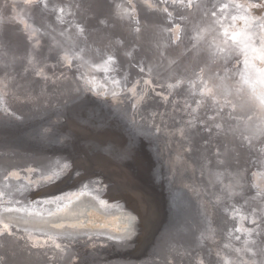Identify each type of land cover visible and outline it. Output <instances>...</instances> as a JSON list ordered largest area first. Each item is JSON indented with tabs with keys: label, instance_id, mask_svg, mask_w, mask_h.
<instances>
[{
	"label": "rangeland",
	"instance_id": "rangeland-1",
	"mask_svg": "<svg viewBox=\"0 0 264 264\" xmlns=\"http://www.w3.org/2000/svg\"><path fill=\"white\" fill-rule=\"evenodd\" d=\"M36 1L37 0H17L18 4L20 3V5H26V7H30V5L35 3ZM197 1L198 0H140L142 6H144L143 10L139 5V0H111L112 5L110 7L104 6L103 0H59L58 4L56 5L57 7L49 13L51 15L49 18L50 21H44L40 18H36L33 13L25 7L20 8V12L17 11L21 16L18 18V20H14L19 21V27H13L15 25V22L13 21V26L11 27L12 30L4 31L2 28L0 29V59H5L6 63H10L14 68V72H16L17 74H21L24 69H26V67L29 69H37L40 67L41 73L50 78V82L48 84H45L46 81H42L43 86L41 85L40 87L41 93L36 92L37 88H33L32 92L29 94L26 93L27 97L33 100L36 94L40 95L39 100H35L36 102H34L33 105L35 112L20 114L14 111L8 105V103L3 104L2 102H0V113L3 116L7 115L5 116V118L7 119L16 118L23 121V123H26L28 121V123L25 124V128H28L29 130L34 129L36 127V124L38 125L42 121L41 123L48 126V129H44L43 133L40 136V139H43L45 143H50H44L43 145L45 147L43 146L44 149L41 148V150L44 153L46 152L45 154L47 155H52L45 163L40 164H26L22 166H15L14 168H7L6 166L0 165V183L3 184H0V194L2 195V197H4V202L2 203L0 201L1 226L13 228V234L15 235L23 232L25 233L27 232L26 230H28L31 232L30 237H32L34 241L41 239L58 240L65 236H73V238L71 239L74 240L76 236H81L85 234V232H98L99 235H103L104 237L106 236V234H111L113 236V239H115L114 241L121 242L120 245L129 244V247L131 249L139 245L140 247H142V251L152 253L154 233L152 231L153 226L151 223H153L154 220L151 218L152 210L150 209V199L153 198V195L148 190V185L136 181L138 180L136 179L138 173L134 172L133 174H131V176H129V178L130 180H135L136 185H133L132 188L128 187L126 184L127 170L125 168H119V171H116V167L113 164L114 158L108 157L106 158V160L103 159V155L94 150L93 144L95 142L94 139L96 138H104L106 135L110 134L115 135L124 133V137L122 139L126 142L128 149H131V155H134V147L132 148L133 145L131 143L133 141L134 143H136L137 138H130L132 130H129L128 127L129 122L132 121L137 127L136 130H139L142 133V137H140L142 140H140L141 142L138 141V160H145L141 163L143 165H147L154 158L159 159L163 156L152 140L154 137L153 126H156V123L153 122L152 117L155 113L158 112V109L155 108L158 104H156L153 96H151L150 94L149 97L145 98L146 100L144 101V98H141V96L138 97L136 94L139 93V90H133V88L130 87L128 88V90L126 88V91L124 90L125 92H118L119 89H123V80L125 81V79H127L129 76L128 73L131 69L130 66H132L131 63H134L137 70L142 73L143 84H145L152 91L150 93H154L157 100H161L164 102L162 109L163 113L160 114L158 118H162L163 114L166 117L164 116L163 121L157 127L158 143L160 138H164V141H166L169 137H171L167 134H164V131L168 129L171 131H176L179 136H184L188 140L191 138V132L195 129H199L201 132L207 133L209 131V127L207 126V124H205L206 121L200 119L203 116H199V112L203 108L207 110L213 109L212 105L210 106L207 104L208 95L213 92L212 90L215 89V93L217 95L219 92L218 96L222 95L220 97L222 99L224 98L223 100L226 101V105L230 104L231 102H235L234 98L236 94L232 87L237 84L241 85L240 87L242 88V93H245L244 91H246V93L250 95L256 93L252 89H250L251 87L249 86L248 90H244V84L246 83L245 80L251 77L252 79L250 78L249 80L253 82V79L255 80L259 75L256 74V60H254L252 57L251 51L253 49L250 47L239 46L238 44L233 45L229 49L226 56L221 60V78L223 79L221 81H223L224 83V87L222 86L220 88L221 91L219 90V88L217 89L215 83L217 82L220 74L217 72V70L215 71L214 67L210 68L209 70L207 65L206 69H204L202 66H199L196 71L194 70L195 72H192L194 73L192 76L185 77L187 74L185 76L183 74L190 61L194 60L193 63L198 62V60L205 62V58L209 54L210 50L209 45L211 44L209 42L213 38V25L217 23L216 20L218 19V17H220V20L233 17L235 20V26L238 31L239 29H241L240 27L242 25L244 26L245 22H247V19L251 20L252 18H259V16L261 17L264 14V0H250V2L246 1L248 3V8L246 6V9L244 6L242 7L241 5H239L238 0H206L207 2L205 0H202L205 2H202L201 0H199L200 2ZM239 1L244 2L245 0ZM219 3L221 4V7L218 9L219 11L216 14L217 16H213L212 11H214V9L218 7ZM191 5H193V7ZM204 5L206 7L205 9ZM145 9L148 11L151 10V12H147L148 14L154 11L156 16L149 19L147 15H143V12L145 13ZM119 11L127 12V19L124 17L120 18L117 15ZM249 15L252 16V18H250ZM26 17L28 19H26ZM201 21L204 22V26L202 28L204 30L202 31H204L203 33L205 34H203V36L201 37V41L197 43V33L195 32V34L193 32L191 25L193 23H197V25H199ZM250 22L253 23L255 21L251 20ZM210 27L212 28V30L210 29ZM57 28L58 30H56ZM208 29H210L211 32H209ZM205 35H209V37L204 40ZM215 35V40L220 41V32H216ZM208 38L210 41L207 42L206 40H208ZM182 41L183 43H186V45H184ZM203 41H205L204 45ZM5 52L6 54H4ZM77 53H79L80 56ZM87 54H102L106 55V57L114 56L122 63V67H119L117 71H114V73L110 75L111 77L115 78V82L113 81L115 90L110 89V87L108 88L106 80L99 81L100 83L95 82L94 78L96 76V71H94L93 69H89L87 60H85L87 59ZM195 54H199V58ZM58 55L61 56L59 57ZM173 55L175 57H173ZM227 55H229V57ZM119 56L122 59H120ZM128 56L130 59L128 58ZM78 57L82 59H79ZM66 59L70 67L72 69H75V71L78 70L84 73V70H87L85 74L89 79V82L93 86H89L86 89V96L88 98V101H91L90 103H87L86 99L80 98L82 96L81 93L84 89V84L82 85L81 82L78 83L76 85V89H73L72 92H69L70 90L66 88L65 84V82L67 81V74L61 73L59 75H56V77H53L52 73H55L57 69L64 67L63 61ZM83 60L86 63L83 62ZM238 60H242L241 62H243V64ZM146 62H148V64ZM0 63L1 65H3L1 60ZM72 63L75 64L73 65ZM174 63L176 64L174 65ZM239 63L241 64V68L243 69L239 68ZM233 64L235 66H233ZM246 64L247 66H245ZM150 66L152 69L150 68ZM153 67H155V69ZM244 67L247 71L244 70ZM159 68L164 73H167H158V71H161ZM174 68L178 71H176L178 74L184 76V79H169L170 72ZM125 71H127V73ZM244 72L246 75L244 74ZM247 72H249L248 75ZM224 74H226V76ZM209 76H212V78H210ZM73 79V77L70 78L69 82H75ZM240 79H243V81H240ZM182 82L187 85L185 88ZM209 88H211V90H209ZM216 89L219 91L217 92ZM222 89L224 90V92ZM179 90H182L183 93H188V96L183 99L181 104L182 107L179 112L176 113L172 102L174 99V93ZM15 91V95H18L17 92L25 93L26 89L25 87H22V85H18ZM224 96L227 98H225ZM13 99H15V97L12 96L11 102L13 101ZM170 103L172 104V106ZM15 104L17 103L13 101V105ZM89 104L92 107L91 110L86 107ZM70 106H72L73 108ZM56 107L57 111L55 110ZM138 109H140L141 111H138ZM251 110L252 109L245 107H238L237 111H235V116L238 115L237 117L242 121L248 119L247 121L250 123V125L252 124V127H255L257 126V118L254 114H252ZM50 112L53 114H51ZM60 113L61 118H54L52 121V116L60 115ZM259 113L260 115L262 114V117L264 119V108L263 110H260ZM44 114L47 115L45 116ZM77 114L81 116L87 115V121H90V123L97 125L99 127V131L96 129V127L92 128L91 125L87 126L83 123L81 124L82 120L81 118L77 120ZM170 116H174L176 118L173 124L168 123L167 119ZM47 117L48 119L44 120ZM33 119L35 120L32 122ZM98 119L104 121V123L97 122L96 120ZM29 122L31 123L30 126ZM142 131H144V133ZM59 132H61V134H59ZM44 133L47 134V137L49 139H46L47 137H42ZM54 133L55 135L53 136ZM208 137L213 138L214 135ZM173 139H168L166 141L170 142L169 145H171V148H173V150L175 151V154L172 153L171 156L170 154H168L170 157L168 158V160L170 159V161L174 160L178 162L188 161L190 157L188 156V153L186 154L187 150L182 146H178L175 142L172 143ZM160 147L162 149L164 148V144H161V142ZM60 148L62 149L60 150ZM64 148L67 150H65ZM68 149H70V151H68ZM34 151L37 152L39 150L36 149L33 150V152ZM98 154L100 155V157L98 156ZM173 155L175 156L172 157ZM228 168L227 169L229 172H227V175L225 174L224 177L222 175L218 178V180H209L210 187H212L213 191H218L219 189L225 190V188L234 191L230 197L231 199H218L222 200L221 206L225 205L228 209V212L230 213V216H227L228 220L226 224H223L222 227L224 233L216 232V226L212 225V223L209 222L210 215L208 216V220L204 219L205 222L202 225L205 226L206 230L214 240L222 239L223 244L230 245L236 244L241 240L247 241L248 239H252L255 232L254 229H256V219L253 217L246 219L243 213L240 212L239 207L235 205L232 197L239 194L242 197H245L246 201L248 199V201H253L260 197L261 194H264V188L262 190V188L259 187V183L255 182L254 179V176L256 174H259V176L264 178V170L259 168L258 166L240 172L234 171L230 165L228 166ZM5 174L20 175L22 179L8 180V177ZM78 175L80 176V178H78ZM97 178H99L100 180ZM4 180L6 181V183ZM106 181L109 184L106 183ZM32 183L38 187L39 191L45 190L46 188L63 189L69 187L72 189H76L78 185L79 188H84L88 185H92L95 187L97 185L98 188H95L99 192H103L104 190L111 192L113 191L112 187L114 186V188H120L124 193L136 195V199L129 204V207L126 208L127 211L130 210L129 214L117 213L114 210L99 212L95 208V206H97V203L95 204V202L91 198L82 196L75 200L71 208L66 207L67 205L65 203L61 204L60 207H53L52 204H49L52 202H49V206H47L46 208L48 210V213L45 214L47 216L46 218L40 216H32L35 214L31 213L28 214L29 216L28 218H26V216L22 215L16 210H11V203L8 202L7 204L6 201L17 200V202H21L18 203L19 205L25 206L26 204L29 206H33L34 203H37L34 206L41 204L39 200L34 201L31 199L29 185ZM104 184L107 186H105ZM99 185H101L102 187ZM184 186L188 188L195 185L191 182H184ZM104 187L107 188L105 189ZM139 193H141L142 195H140ZM197 193L198 192H195L194 194L199 195V193ZM211 211L215 212V209L213 210L212 208ZM142 212L145 214H143ZM146 213L148 214V217L146 216ZM199 213L201 216L203 215L202 211H200ZM219 213H221V211H219ZM111 217H114L116 219L115 223L111 221ZM39 229H41L43 232H35L39 231ZM130 243H132L133 245ZM17 245H20L19 241H17ZM36 252V258L42 254L39 250H37ZM0 259L2 261L3 256ZM37 261L39 262L40 259H36V262ZM43 262L45 261H42V264H47ZM226 263H228V259L224 260V264Z\"/></svg>",
	"mask_w": 264,
	"mask_h": 264
},
{
	"label": "bare ground",
	"instance_id": "bare-ground-1",
	"mask_svg": "<svg viewBox=\"0 0 264 264\" xmlns=\"http://www.w3.org/2000/svg\"><path fill=\"white\" fill-rule=\"evenodd\" d=\"M205 1H202V2H205ZM246 1L250 2V0H245L244 2L238 0L239 5H241L242 7L244 6L245 9H246V6L248 8V3ZM58 2H59V0H37L35 3L31 4L32 6L30 5V7H28V6L26 7V5H20V3L18 4L17 0H2V2H0V29L2 28L4 31L12 30L11 27L13 26V21L18 20V18L21 16L17 11H19L20 8H25V7H26V9H29V11L32 12L36 18L41 17V19L44 21L45 20L50 21L49 18L51 15L49 13L51 11L46 13V11H44V10H46L48 8V9H52V11H53L57 7L56 5L58 4ZM208 3H209V1H208ZM191 6L193 7V5H191ZM39 7L42 9H41V11L38 12L37 10ZM220 7H221V4L219 3L218 7L215 8L216 10L214 9V11H212L213 16H217L216 14L219 11L218 9ZM205 8L206 7L204 5V9ZM201 9H203V8H201ZM42 10H43V12H42ZM37 12L40 14L37 15L38 14ZM54 12H56V11H54ZM224 12H226V11H224ZM117 15L120 18H122V17L126 18L127 12L119 11L117 13ZM213 16H212V18H213ZM27 17H26V19H28ZM219 18L220 17H218V19L216 20L217 23L216 24L214 23L215 25H213V31H212L213 38L211 39V41L209 40V38H208V40H206L207 42L210 41L209 43L211 45H209L210 50H209V54L205 58V62L198 60V62L193 63L194 60H192L193 59L192 58L191 59L192 61H190L189 65L186 67L185 71L183 70L184 71L183 75L185 76L187 74L185 77L192 76L194 74L192 72L194 70L196 71L199 66H202L204 69H206V65H207L209 70H210V68L214 67L215 71L217 70V72L220 74L219 78L217 79V82H215L217 89L219 88V90H220V88L222 86L224 87V85H223L224 83H223V81H221L223 79L221 78L222 69L220 68V64H221L220 62H222L221 60L226 56L229 49L233 45L238 44L239 46L250 47L253 49L251 51V54H252L253 59L256 60L255 65H257V66L255 69L257 71L256 74L257 75L259 74V75H258V77H256L255 80L253 79V82H251V80H249L251 77L247 78L245 80L246 83L244 84L245 85L244 90H246V89L248 90V88L251 87L250 89H252L256 93H253L251 95L246 93V91H244L245 93H242L241 92L242 88L240 87L241 85L237 84V85L232 87L235 94H236L235 98H234L235 102H231L230 104L226 105V101L223 100L224 98L222 99L220 97L222 95L218 96L219 90L216 89V91L218 92V95H217L215 93V89H214V90H212L213 92L208 95V99H207V104L210 106L212 105L213 109L207 110V109L203 108L199 112V116H201V115L203 116L200 119H202L203 121H206L205 124H207V126L209 127V131L207 133L201 132L199 129L198 130L195 129L191 132V138L188 140L184 136H179L178 133H176V131H171L169 129L165 130L164 134L171 136L168 139L174 138L172 143L175 142L178 146H182L187 150L186 154L188 153V156L190 157V159L188 161L178 162V161H174V160L170 161V159L168 160V158H170V157L167 154V151H168L167 148L171 147V145H169L170 142H166L168 139L166 141H164V138H160L159 143H158V141H157V134H158L157 127L163 121V118L165 115L163 114L162 118H158V117L160 114L163 113L162 109H163L164 102L161 100H157L156 95L154 93H150L152 91L145 84H143L142 73L137 70L134 63H131L132 66H130L131 69H130V72L128 73L129 74L128 78L125 79V81L123 80V82H124V83H122L123 89L120 87L121 89H119L118 92H122L124 90L126 91V88L128 90L129 87L133 88V90L137 89V90H139V93H136L138 97L141 96V98H144V101H145L146 100L145 98H148L149 95L151 94V96H153L154 100L156 101V104H158V105H156L154 103L156 105L155 108L158 109V112L155 113L154 116L152 117L153 122L156 123V126L155 125H154L155 127L153 126L154 137L152 140L156 144V146L158 147L159 152H161V155H163V156L159 159L154 158L147 165H143L141 162L145 161V160L140 159L139 160L140 162L138 161V163L135 165L138 170H141L144 173H146V172L147 173H151V172L155 173L156 172L157 176L154 175L155 176L154 179H150V180H152V182L150 181V183H145V185H148L147 188L150 191V193L153 195L152 199L154 201L152 199H150V206H151L150 209L152 210L151 216H152V219L154 220V223L157 225V229H160V227H161L160 225L164 224L168 210L173 208L175 206V204H177L179 201H181L183 203V205L185 206V208L190 212L189 221L192 224V227L194 229V232H195L194 235H196L195 237H197V239H199L200 247L203 250V254L199 255L200 258H198V256H197L199 264H224L225 259H228V263H226V264H264V194H261L260 197H258L257 199H255L253 201H248L249 199L246 201L245 197H242L239 194L234 195L232 197V200L235 202V205H237L239 207L240 212L243 213V215L246 217V219H249L250 217H253L256 219V229H254L255 232L253 234L252 239H248L247 241L241 240V241H238L236 244H230V245L223 244L222 243L223 241L221 238H220L221 240L215 239L216 240L215 241L210 236V234L206 230L205 226L202 225L205 222L204 219L208 220V218H209L208 216L210 215L209 222H211L212 225L216 226V228H217L216 232H219V233L223 232L224 233V230L222 229V227H223V224L225 225L227 220H228L227 216H230V215L228 214V209L225 205H223V209H222L223 211L221 210V213H219L217 205H219L222 200L221 199L218 200V199L220 196H221V198H230L234 192V191H231L228 189V190H222V193H220V192L217 193L216 190L213 191L212 187H210V181L209 180H211V181L218 180V178L222 175L224 177L225 174L227 172H229L228 171L229 165L236 172H240L243 170L254 168L255 166H258L259 168L264 170V119L262 117V114L260 115V113H259V111L263 110V108H264V14L261 17L259 16V18H255V19H253L252 16H250V18H252L251 20L252 21L254 20L255 22L252 23V22H250L251 21L250 19H247V22H245L244 26L242 25L240 27L241 29H239L238 31H237V28L235 26V20L233 17L232 18L229 17V19L227 18V19H223V20H220ZM7 20H9V22H7ZM203 23L204 22L201 21L199 23V25H197V23H195V24L193 23L191 25L193 32L197 33V38H198L197 43H199V41H201V37L203 36V34H205V33H203L204 31H202V30H204V29H202L204 26ZM30 24H31V22H30ZM45 24H46V22H45ZM211 25H209V26H211ZM13 27H15V25ZM205 27H206V25H205ZM35 29H37V28H35ZM210 29L212 30L211 27H210ZM210 29H208L209 32H211ZM56 30H58V28ZM72 30H74V29H72ZM218 31L221 34L220 41L215 40V36H216L215 34ZM77 32H78V30H77ZM207 37H209V35H207V36L205 35L204 40L207 39ZM63 38H65V37H63ZM176 42H178V41H176ZM203 42H204L203 43V45H204L205 41H203ZM182 43H183V41H182ZM176 44H179V43H176ZM183 44L186 45V43H183ZM206 45H207V43H206ZM80 47H81V45H80ZM206 48H207V46H206ZM92 51H93V49H92ZM2 52H4V51H2ZM4 54H6V52ZM77 54H79V53H77ZM188 54H189V52H188ZM199 54H195V55H197V57H198ZM111 55H112V53H111ZM151 55H153V54H151ZM79 56H80V54H79ZM227 56L229 57V55H227ZM173 57H175V56L173 55ZM86 58L87 59H85V60H87L89 69H93L94 71H96V73H95L96 76L94 78L95 82L106 80L108 88L110 87V89H114L115 86L113 84V81L115 80V78L111 77L110 75L113 74L114 71H117V69H119V67H122L121 66L122 63L118 59H116L114 56L106 57V55H102V54H99V55L89 54ZM119 58H120V56H119ZM128 58H129V56H128ZM194 58H195V56H194ZM79 59H82V58H79ZM120 59H122V58H120ZM239 59H241V58H239ZM0 60L2 61V64H3V65H1V63H0V68H1L0 69V102H2L3 104H7L10 101L9 98H6V97L4 98L3 95H6L5 93H11V96H13V93L15 92L16 87L18 85H22V87H25L28 94L32 92L33 88H37L36 92L41 93L40 87L42 85V81H44V82L46 81L45 84H48L50 82V78H48V76L46 77L44 74L41 73L40 67L37 69H33V68L29 69L26 67V69H24V71L21 74H17L16 72H14V70H13L14 68L10 63H8V62L6 63L5 59H0ZM49 61H51V60H49ZM238 61H240V60H238ZM83 62H85V61L83 60ZM244 62H245V60H244ZM85 63H84V65H85ZM146 63L148 64V62H146ZM241 63L243 64V62H241ZM63 64H64V67L57 69V71L55 73H52L53 77H56V75H59L61 73L67 74V81L65 82V84H66V88L68 90H70L69 92H72L73 89L75 90L76 85L78 83L81 82L82 85L84 84V89L81 93L82 96L80 98H84V99H86L87 103H90L91 101L90 100L88 101V98L86 96V89L89 86H91V87H93V86L91 85V83L89 82V79L87 78V76L85 74L87 70L86 71L84 70V73L81 71H78V70L75 71V69H72L70 67V65L67 62V59L63 61ZM175 64L176 63H174V65ZM233 66H235V65L233 64ZM245 66H247V64ZM221 67H223V66H221ZM150 68H151V66H150ZM153 68L155 69V67H153ZM239 68H241V64H240ZM128 69H127V71H128ZM162 69H163V67H162ZM241 69H243V68H241ZM244 70H246V68ZM249 70H251V69H249ZM127 71H125V72L127 73ZM176 71L177 70L175 68L171 70L170 75H169V79L170 80L175 79V78H178L180 80L184 79V76L178 74L177 73L178 71L177 72ZM159 72H163V71L161 70V71H158V73ZM120 73H122V72H120ZM166 73L163 72V74H166ZM248 73L249 72H247V75H248ZM188 74H190V75H188ZM206 74H207V72H206ZM244 74H245V72H244ZM224 75L226 76V74H224ZM92 76H93V74H92ZM72 77L74 78L73 80L75 82H73V81L69 82L70 78H72ZM210 78H212V76ZM227 78H225V79H227ZM166 80H168V79H166ZM213 81H215V80H213ZM240 81H243V79H240ZM183 85H184V88L187 86L184 83H183ZM100 86H101V84H100ZM52 88H54V87H52ZM108 88H107V90H108ZM211 88H209V90H211ZM225 91H227V90H225ZM147 92H149V93H147ZM223 92H224V90H223ZM187 96H188V93H183L182 90H179L176 93H174V99H173L172 103H173V106L175 108L176 113H178L179 110L181 109L182 101ZM44 97H45V95H44ZM225 98H227V97H225ZM58 100H59V98H58ZM78 100H77V102H78ZM81 101H79V102H81ZM135 104H136V100H135ZM75 105H78V104H75ZM64 106H66V105H64ZM171 106H172V104H171ZM258 106H259V109H258ZM70 107H72V106H70ZM86 107H88L90 110L92 109L90 104L87 105ZM238 107H241V108L245 107V108L252 109L251 110L252 114H254L257 118V122H256L257 126L252 127V124L250 125V123L247 121L248 119L242 121L237 117L238 115L235 116V114H236L235 111H237ZM0 109H1V106H0ZM56 109H57V107L55 108V110ZM139 110L140 109H138V111ZM141 110H142V108H141ZM68 111H69V109H68ZM61 113H60V115H61ZM51 114H53V113H51ZM55 114H56V112H55ZM5 116H7V115H5ZM5 116L1 115V113H0V124H1V128H0V153H3V154L8 153L9 154L10 152H13V151L19 150V149H23L25 152H28V153L33 152V150H36V149L39 150L38 149L39 147L36 148V146L34 144L40 140L41 134L43 133L44 129H48L47 128L48 126L42 124L41 123L42 121L39 123V121L37 119L39 124L37 125L34 122L36 124V127L32 130H29L28 128H25V124H27L28 121L26 123H23V121H21L20 119H16V118L7 119V118H5ZM79 118H81V120H82L81 124L83 123L84 125H87V126L91 125L92 128L96 127V129L99 131V127L97 125L90 123V121H87V119H88L87 115L81 116V115L77 114V120ZM51 119L53 121L54 117ZM34 120L35 119H33L32 122ZM167 120H168L169 124H173L175 122L176 118L174 116H170V117H168ZM30 122H31V120H30ZM30 122H29V126L31 124ZM58 124H59V122H58ZM128 127H129V130L130 129L132 130L131 131L132 134L130 135V138L132 137V139H133L134 137H136L137 140L139 142H141L140 140H142V139L140 137H142V133L139 130L138 131L136 130L137 127L135 126V124L131 121V122H129ZM142 132L144 133V131H142ZM83 135H85V134H83ZM211 135H214V137L213 138L208 137ZM106 136L109 137V139H112V141L114 140V143H118L120 149L122 151H125L128 154V156H131V149L130 150L128 149L126 142L122 139L124 137V133L115 134V135L110 134V135H106ZM104 138H106V137H104ZM46 139H49V138L47 137ZM100 139H102V141L104 140L101 137H100ZM51 140H52V138H51ZM116 141H118V142H116ZM160 142H161V144H164L165 150H164V148L162 149L160 147ZM44 143H45V141L42 142V144H44ZM49 143H45V144H49ZM51 143H52V141H51ZM102 143L107 144V143H105V140ZM83 145H85V144H83ZM94 146L95 145L93 144V148H94ZM173 146H175V145H173ZM40 148H43V146ZM61 149L62 148H60V150ZM65 150H67V149H65ZM62 151H64V150H62ZM68 151H70V149H68ZM129 153H130V155H129ZM100 154L103 156L107 155V153L103 154V152H101ZM108 157H112L115 159L114 161H117L118 163H120V160H118V157H116L114 154L113 155L108 154V156H106V158H108ZM74 158H75V156H74ZM250 161H252V162H250ZM118 163H117V165H118ZM74 164H75V162H74ZM115 164L116 163L114 162V165ZM125 166H127V165H125ZM119 168L124 169V167L118 166L115 168V170L119 171ZM85 169H84V171H85ZM76 172H78V171H76ZM134 172H136V171H130V169L127 170V182H126V184L130 188H132L133 185H136V181L141 182V183L146 182V181H141L139 179L136 181L130 180L129 176H131V174H133ZM5 175L8 177L7 178L8 180H10V179L20 180V179H22V177L20 175H8V174H5ZM138 176H140V174ZM156 177H157V179H156ZM78 178H80L79 175H78ZM95 179H96V177H95ZM97 179H99V178H97ZM158 179L160 180V182H158ZM254 179H255V182L259 183V187L262 188V190H263L264 178L259 176V174H256L254 176ZM104 180H105V178H104ZM52 181H53V179H52ZM77 182H78V180H77ZM184 182H191L195 186H197L199 188V190H197L199 195H195L194 190H191L190 187H188V188L185 187ZM5 183H6V181H5ZM106 183H108V182L106 181ZM0 184L3 185L2 183H0ZM94 184H95V182H94ZM11 186H13V185H11ZM99 186H101V185H99ZM105 186H107V185H105ZM95 187H97V185ZM95 187L92 185H88L87 187L79 188V185H78L76 189H72L69 187H66L63 189L62 188H57V189L46 188L45 190L39 191L38 187L32 183L29 185V188H30L29 192L31 193V199L34 201L39 200L41 202V204L38 203L39 205L34 206L37 203L33 202L34 203L33 206H29L26 204V206H27L26 207L25 205H19L18 203H21V202H17V200H13V201L8 200L6 202H7V204H8V202L11 203L10 204L11 210H16L17 212L26 216V218H28V216H29L28 214H30V213L35 214L32 216H40V217L46 218L47 216L45 214L48 213V210L46 208H47V206H49L48 205L49 202H52L49 204H52L53 207L54 206L60 207L61 204L65 203L67 205L66 207L71 208L73 203L75 202V200H77V198H80L82 196H86L88 198H91L95 202V204L97 203V206H95V208L99 212H105L106 210H110V211L114 210L117 213H123V214H129L130 213V210L127 211L126 208L129 207V204L136 199V195H133L130 193H124L120 188H118V187L114 188V186L112 187L113 191H111V192L107 191V190H104L103 192L102 191L99 192L98 190H96ZM104 188L106 189L107 187H104ZM153 189H156V190H154L156 192H154ZM134 193H136V192H134ZM139 194L142 195L141 193H139ZM7 196H8V194H7ZM66 196H68V197H66ZM3 198L4 197H2V195H1L0 201L2 203L4 202ZM156 203H158V204H156ZM202 207H203V209H202ZM219 207L222 208V206H219ZM73 208H74V206H73ZM212 208H213V210L215 209V212L211 211ZM200 211L203 212L202 216L199 213ZM0 212H1V210H0ZM0 216H1V213H0ZM111 219H112L111 220L112 222H114V223L116 222V219L114 217H111ZM179 227H181V226H179ZM13 230H14L13 228H7L6 226H4V227L1 226V223H0V258L3 256V259H6V256L4 255V253H2V250L5 247H8V248L13 247L14 248L15 246H17V241H19V244L21 245V247L23 245L26 248L27 247H32V248L34 247L36 251L39 250L42 253L37 258L35 255V258L40 259V261H41V262L37 261L36 264H42V261H45L43 263H47V264L48 263H50V264H52V263H54V264H157V260L161 261L162 264H180L179 262H176V261H174V259L172 260L171 258H168V259L163 258V260H164L163 261L162 259H160V255L157 252H155L154 249H153L152 253H149L147 251H142L141 250L142 247H140L139 245L134 247L133 249H131L129 247V244H121L120 245L121 242L114 241L115 239H113V236L111 234L110 235L106 234V236L104 237L103 235H99L98 232H85V234H83L81 236H76L74 240L71 239V238H73V236H71V237L65 236V237L60 238L58 240L41 239V240L34 241L32 239V237H30V235H31L30 231L26 230L27 232H25V233L23 232V233H19V234L15 235V234H13ZM35 232L42 233L43 231L41 229H39V231H35ZM216 232H214V233H216ZM225 232H226V230H225ZM8 235H10L11 237ZM62 236H64V235H62ZM156 236L157 235L155 234L154 235V241H156ZM4 237H6V238H4ZM207 238H208V240H207ZM222 238H224V237H222ZM27 244H29V246ZM130 244H132V243H130ZM0 261H1V259H0ZM190 262H192V261H190Z\"/></svg>",
	"mask_w": 264,
	"mask_h": 264
},
{
	"label": "water",
	"instance_id": "water-1",
	"mask_svg": "<svg viewBox=\"0 0 264 264\" xmlns=\"http://www.w3.org/2000/svg\"><path fill=\"white\" fill-rule=\"evenodd\" d=\"M128 1H130V0H128ZM0 2H2V0H0ZM103 3H104V6H106V7H110L112 5L111 0H103ZM139 3L138 4L144 10V6H142L140 0H139ZM41 9L42 8L39 7L37 11L39 12V11H41ZM43 10H42V12H43ZM44 11L50 12V11H52V9L47 8V10H44ZM147 12H151V10L148 11L145 9V13L143 12V15H147L149 17V19L156 16L154 11L152 12L154 14H152V13L148 14ZM39 14L40 13H38L37 15H39ZM40 19H41V17H40ZM7 22H9V20H7ZM19 26H20L19 21H15V27H19ZM26 92L25 93L17 92L18 95L17 94L15 95V93H13V97H15V99H13V101L17 103L15 105H13V101L11 102V98H12L11 93H5L6 95H3V96H4V98L5 97L9 98L10 101H9L8 105L17 113H20V114L25 113L26 114V113L35 112L33 105H34V102L39 100L40 95L36 94V96L33 100V99H29L27 97ZM55 116H52V117H54L56 119L61 118V115H55ZM47 119H48V117L45 118L44 120H47ZM91 121H92V118H91ZM96 121L104 123V121H102L100 119H98ZM55 132H57V131H55ZM59 134H61V132H59ZM54 135H55V133L53 134V136ZM42 137H47V134L44 133L42 135ZM105 137L106 138H103V139L105 140V143H107V145H104L102 143L104 141H102V139H100V137L94 139L95 140L94 149L96 150V152H98L99 154L101 152H103V154L107 153V155H104L102 157L103 159H106V156H108V154L109 155L114 154L116 157H118V160H120V163H118L117 161H114L115 159H113V161L116 163L115 167L122 166V167L126 168V170L130 169V171H136L138 173V175L140 174V176H138V175L136 176V179H139L141 181H146V182H143L142 184L150 183V181L152 182V180H150V179H154V177L157 176L156 172L155 173H152V172L151 173H147V172L144 173L141 170H138L135 166L139 161L138 160L139 158L137 155V148H138L139 143H138L137 139H136L137 140L136 143H134V141L131 143L133 145L132 148L134 147L133 152H134L135 156L134 155L128 156V154L125 151H122L120 149L118 143H114V140L112 141V139H109V137H107V136H105ZM55 138H58V137H55ZM42 142H44L43 139L42 140L40 139L39 141H37L34 144L36 146V148L39 147L38 149L40 151H37V152L34 151V152L28 153V152H25L23 149H19V150H15L13 152H10L9 154L8 153H6V154L0 153V165L6 166L7 168L8 167L14 168L15 166H22V165H26V164L45 163L48 160V158L52 155L51 154L47 155L41 150L40 147L44 146L42 144ZM116 142H118V141H116ZM99 154H98V156L100 157ZM114 162H113V164H114ZM117 163H118V165H117ZM125 165H127V166H125ZM156 179H157V177H156ZM158 182H160L159 179H158ZM154 190H156V189H153V191ZM154 192H156V191H154ZM143 214H145V213H143ZM189 215H190V212L185 208L183 203L181 201H179L177 204H175V206L173 208L168 210L165 222H164V224L160 225L161 226L160 229H157V225L154 224V222L151 223L153 226V228L151 227L152 231L157 235L156 241H154L152 247H153L154 251L160 255V259L163 260V258H166V259L171 258L172 260L174 259V261L179 262L180 264H199L198 258H200L199 255L203 254V250L200 247L199 239H197V237H195L196 235H194L195 232H194V229L192 227V224L189 221ZM146 216L148 217V214ZM179 226H181V227H179ZM151 240H152V238H151ZM148 241H150V240H148ZM27 245L29 246V244H27ZM2 253H4V255L6 256V259H2V261H0V264H36L35 254L37 252H36L34 247L33 248L32 247L26 248V247H24V245L22 247H21V245H17L14 248L13 247L12 248L11 247L10 248L5 247L2 250ZM197 256H198V258H197ZM190 261H192V262H190ZM52 264H54V263H52ZM157 264H162V263H161V261L157 260Z\"/></svg>",
	"mask_w": 264,
	"mask_h": 264
},
{
	"label": "trees",
	"instance_id": "trees-1",
	"mask_svg": "<svg viewBox=\"0 0 264 264\" xmlns=\"http://www.w3.org/2000/svg\"><path fill=\"white\" fill-rule=\"evenodd\" d=\"M164 150H165V148H164ZM167 154H170V156H171V154L173 153V154H175V151L173 150V148H171V147H169V148H167ZM175 155H173L172 157H174ZM168 157V156H167ZM171 157V158H172ZM190 188L192 189V190H194L195 192H197V190H199V188L197 187V186H190ZM225 190H228L227 188H225ZM220 193H222V190L221 189H219L218 190ZM218 191H217V193H218ZM219 198H221V196L219 197ZM218 206V210L219 211H221L222 209H223V206H222V208H220L219 206H221V203L219 204V205H217ZM228 214H230L229 212H228Z\"/></svg>",
	"mask_w": 264,
	"mask_h": 264
}]
</instances>
